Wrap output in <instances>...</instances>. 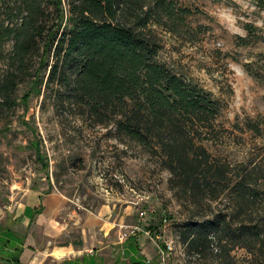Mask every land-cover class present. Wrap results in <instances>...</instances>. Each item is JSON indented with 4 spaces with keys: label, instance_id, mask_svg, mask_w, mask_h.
<instances>
[{
    "label": "rangeland",
    "instance_id": "rangeland-1",
    "mask_svg": "<svg viewBox=\"0 0 264 264\" xmlns=\"http://www.w3.org/2000/svg\"><path fill=\"white\" fill-rule=\"evenodd\" d=\"M149 2L148 29L158 39L157 60L222 105L199 143L227 166L229 185L247 161L261 163L262 176L264 76L254 79L245 65L253 63L260 73L264 67V0ZM45 81L38 95L30 82L20 83L16 106L0 109V217L21 207L29 190L55 191L69 207L95 213L108 206L110 240L136 234L145 252L153 247L147 255L152 264H252L243 248L225 245L220 254L213 243L196 252L179 240L191 224L228 218L226 194L192 205L188 195L171 189L158 155L134 141H120L115 126L98 123L86 107L74 103L66 86H46ZM255 207H264L262 197ZM165 242L172 250L162 261L157 246ZM103 254L107 264L116 258L111 247Z\"/></svg>",
    "mask_w": 264,
    "mask_h": 264
},
{
    "label": "trees",
    "instance_id": "trees-1",
    "mask_svg": "<svg viewBox=\"0 0 264 264\" xmlns=\"http://www.w3.org/2000/svg\"><path fill=\"white\" fill-rule=\"evenodd\" d=\"M149 1L0 0V109L16 106L20 83L30 82L36 95L45 77L46 86H66L74 103L98 123L115 126L120 141H134L158 155L171 189L188 195L192 205L226 194L228 218L191 224L179 234L182 243L196 252L214 243L220 254L225 245L243 248L252 264H264V207H255L256 198L264 202L261 163L240 165L229 185L227 166L199 143L222 105L157 60ZM252 65L246 70L261 81L264 67L260 73ZM136 238L125 237L123 250L131 251L126 260L119 253L113 264H152L132 257L139 253ZM14 250L6 254L20 264V249Z\"/></svg>",
    "mask_w": 264,
    "mask_h": 264
},
{
    "label": "crops",
    "instance_id": "crops-1",
    "mask_svg": "<svg viewBox=\"0 0 264 264\" xmlns=\"http://www.w3.org/2000/svg\"><path fill=\"white\" fill-rule=\"evenodd\" d=\"M105 207L108 206H102L93 213L69 207L67 199L55 191L29 190L21 207L0 217V251L20 249V264H107L109 260L103 252L111 247L116 256L121 253L126 260L131 248L127 246L124 252L122 243L125 237L110 240V222L106 220L109 210ZM119 217L117 215L116 221ZM74 231L76 233L71 234ZM136 244L139 253L132 254V257L140 255L149 262L147 255L153 253V247L148 245L145 252V243L136 238ZM0 258L1 264H12L7 254Z\"/></svg>",
    "mask_w": 264,
    "mask_h": 264
},
{
    "label": "built area",
    "instance_id": "built-area-1",
    "mask_svg": "<svg viewBox=\"0 0 264 264\" xmlns=\"http://www.w3.org/2000/svg\"><path fill=\"white\" fill-rule=\"evenodd\" d=\"M143 214H144V212H140V215H143ZM135 228L139 231H144L138 227H135ZM144 233H147V232H144ZM129 235H131V234H129ZM157 249H158V252H157L158 255L161 257L162 261H164L166 254H168V252L172 250V247H171L170 243L165 242V246H157Z\"/></svg>",
    "mask_w": 264,
    "mask_h": 264
}]
</instances>
